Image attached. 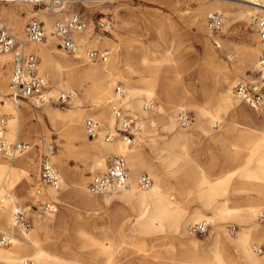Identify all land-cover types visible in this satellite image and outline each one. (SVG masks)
<instances>
[{
  "label": "bare ground",
  "instance_id": "obj_1",
  "mask_svg": "<svg viewBox=\"0 0 264 264\" xmlns=\"http://www.w3.org/2000/svg\"><path fill=\"white\" fill-rule=\"evenodd\" d=\"M33 1L41 2V0ZM42 1H45L44 3L49 1L47 8L55 13L51 16L52 19L60 18L68 11V2L80 0ZM243 1L247 2L244 4L245 7L239 6L233 11L223 9L218 2H212L206 7V10L208 9L206 12L210 10L224 12L228 21L247 18L248 15L252 19L257 14L264 17V0ZM13 10L0 7V26L5 25L3 19L5 22L7 20L6 27L11 28L16 34L24 50L40 57L38 70L48 77L54 75L57 84H52L49 79V94L54 96L62 90L73 92L74 106L68 110H61L47 102L42 103L45 104L43 112L39 114L31 112L32 108L25 105L24 100L13 99L8 95L6 84L11 72L12 54L0 53V98L7 88L5 105L0 110L7 117L6 136L11 141L15 138L27 137L28 135L21 136V132L28 129L30 131L31 125L26 124L28 118L32 117L41 124L47 134L45 144L48 154L60 174L63 186L62 191L49 185L44 186L42 190H45L48 199L62 202L70 196L91 209L97 208L104 202L108 204L113 197L119 198L134 208L136 216L134 225L139 232L159 233L168 228L179 246L177 249L171 246V251L166 257L157 252L149 255L140 246L138 240L127 237L123 226L128 217L122 211L118 214L121 217L117 214L114 216V222L110 227L111 234L101 232L99 239L92 236L88 227L79 226L77 236L81 246L89 247L87 256H82L68 243L63 244L61 248L51 244L49 225L55 221L57 208L45 212L48 220L46 225L38 222L30 230L17 228L14 225L13 213L18 206V200H23L32 194L29 184L33 181L31 169L35 161L32 152H29L31 148L25 153L15 155L11 161L0 158V226L6 228L3 232L9 235L12 243L9 247L0 245V261L3 264H22L26 259H31L32 264H207L209 262L264 264V253L259 254L256 251V244L264 241V227H262L264 224L258 219L259 212L264 209V119L258 122V126L249 125L254 121V115L240 106V99L233 89L236 75L217 59L216 52L209 42L204 43V60L210 67L215 66L218 69L213 78L217 93L211 92L212 88L204 82L203 74L197 72L195 75L197 79L190 76V83L183 78L179 79L183 88L179 89L180 93L177 95V88L175 89L167 74L162 73L160 62L157 61L153 49L145 45L142 52L136 55L134 46L115 42L128 24V21L121 18L118 9L114 8L117 17L115 30H112L114 39L98 38L93 33L91 24L84 31L75 34V41L80 40L82 46H99L101 51L108 48L110 55L105 61L88 59L85 53L88 48L81 49L75 54L80 48L78 44L71 56L60 46L59 49L65 54L58 52L55 41L58 37L54 32L53 23L48 32L44 26L46 40L29 41L25 33L24 19L18 10ZM32 12L28 11L27 14L30 15ZM204 14L205 10L196 11L194 22L199 30L208 31L206 25L204 26ZM161 35L157 31L155 35L157 40ZM224 38H215L219 47L226 44ZM259 40L264 45V41L260 38ZM259 40L254 36L252 41L235 47L238 57L234 66L236 72H242L247 66L256 69L260 50L255 43ZM166 51V60L171 61L174 58L172 51L170 48ZM4 64H7L9 69L7 76L4 74ZM173 72L176 77L182 76L178 70ZM118 81L123 82L124 107L132 114L137 112L142 120V129L135 143L131 145L118 136L111 141H106L103 137V133L107 130L117 135L116 120L111 105L116 98L115 85ZM157 95H162L160 103L151 111L143 110L144 100ZM175 99L180 100L173 103ZM30 100L36 102L34 99L27 101ZM187 104L195 110L196 115L191 128L189 125L179 126L176 118V111ZM86 117H93L101 122V131L95 138L88 137L85 132ZM148 120L158 122L166 134L157 135L156 129H151L147 125ZM47 122L54 130L61 132L60 134L64 135L67 141L74 143L79 140L78 152L85 156L88 154L85 163L90 172L96 169L103 170L108 154H123L130 169L128 186L121 190L103 193L104 200L101 201L99 195L102 194H94L88 190L86 185L88 176L84 174L83 169L73 172L62 152L53 155ZM195 134L220 143L227 159L237 160V165L217 177L210 176L198 161L197 154L190 153V143ZM145 147L149 148L152 155L148 156ZM151 156L159 159V165L152 162ZM142 170L149 173L152 178L149 177L153 179L146 189L138 187L136 183L137 176ZM18 173L23 174L21 180H17ZM173 178L176 179V183H173ZM176 186L183 195L193 193L200 206L195 205L188 210L182 200L173 197L172 193L176 190ZM231 188L247 193L255 192L256 196H247V201L243 203H235L234 201L237 200L230 198L234 196H230L225 201L217 200L219 195L229 192ZM232 201L234 204H230ZM228 215L237 217L242 222L236 238L229 239L223 236L226 228L221 220ZM38 219L41 218L37 216ZM201 220L211 224V235L206 244L189 236V224ZM16 230L18 235L14 234ZM231 249H234L236 255ZM132 258L134 262H131Z\"/></svg>",
  "mask_w": 264,
  "mask_h": 264
},
{
  "label": "rangeland",
  "instance_id": "obj_2",
  "mask_svg": "<svg viewBox=\"0 0 264 264\" xmlns=\"http://www.w3.org/2000/svg\"><path fill=\"white\" fill-rule=\"evenodd\" d=\"M44 2L45 1L42 0L41 2H36L33 0H0V7L18 10V12H20V15L24 19V28L25 24L31 17H36L38 19L43 20L44 26L46 27V31L48 32L52 27L51 23H53L56 19L59 18L53 17L52 19H50L51 16L55 13H52L53 11H50L47 8V3L49 1L47 3ZM212 2L220 3L223 9H228L229 11H233L239 6L245 7L244 4L247 3L243 0H90L87 2H83L80 0L68 2V11L64 13L62 17L74 11L80 12L85 15L88 20V23L91 24L90 27H92L93 33L98 38L111 37L114 39V37L112 36V30H115V23H117V17L115 16L114 8L118 9L117 12L120 16H122L121 18L128 21V24L126 28L122 30L120 36L116 38L115 42H119L124 45L134 46L136 48V55H139L140 52H142L143 47L145 45H148V48L153 49L156 52L155 57L157 61L160 62L159 64L161 65L162 73L164 72L165 74H167V77L170 82L173 84V86H175V89L177 88V95L180 93L179 89L183 88V84L179 81V79L183 78L187 80L186 82L190 83V76L197 79V77H195L197 72L203 74L204 82H206L209 88H212L211 92L216 94L217 90L214 85L213 78L218 72V69L215 66L210 67L205 63L204 43L207 41L209 42V44L213 47L216 52L217 59L223 62L232 74L236 75V82L240 77H244L248 74H253L255 68H253L252 66H247L243 68L242 72L235 71L234 66L237 63L238 58L237 53L235 52V47L242 46L244 43L252 41L254 36H256L258 40L259 37L256 31L255 24L254 22H252L250 15H248L247 18L243 17L238 18L235 21H228L226 14L224 12H221L224 15V24L220 31L211 32L209 29L208 31L199 30L194 22V14L196 11L205 10V26L207 15L211 12H216L215 10H210V12H206L208 11V9L206 10V7L210 6ZM28 11L33 12L29 15L27 14ZM257 16L262 17L260 14H257ZM100 18H111L113 20L115 25L109 33L97 28L96 22ZM3 20L5 25L2 26L6 27L7 20L6 22L5 19ZM223 27H225V29H223ZM9 29L11 30V28ZM157 31L158 34H162V37L160 36L158 40L155 36L157 34ZM11 32L14 34L16 39H18L16 34L12 30ZM217 37H225L224 40L227 41L226 44L222 45V47H219L215 40V38ZM55 41L56 46L58 48V52H60L61 54H65L59 49V45L57 44V38H55ZM18 42L22 43L20 40H18ZM77 44L80 46V48L77 49L75 54H78L81 49L86 50V48H89V46H82V44H80V40L77 42ZM255 45L258 46L260 50V55L264 51V45L260 40L256 42ZM93 48L101 50L99 46H93ZM168 48L171 49V54L174 57L171 61L166 60V50H168ZM106 49L109 50L108 48ZM69 55L71 56L73 54L69 53ZM36 56L39 60L38 63H40V57L38 55ZM3 69L4 74L7 76L9 72V69H7V64H4ZM173 70H178L182 76L176 77V74L173 72ZM41 74L46 75L44 73ZM49 79L52 84H57L54 75H49L48 80ZM161 96H154L157 100V104L160 103V100L162 99L160 98ZM6 97L7 88L4 92V95L0 98V110L4 108ZM179 100L180 99H175L172 102L177 103L179 102ZM23 103L25 105L30 106V109L32 108L31 112L36 114L43 112V108L45 106V104H36L35 102H31V100H24ZM73 104L74 103L72 102V99L70 102L67 103L50 102L51 106L57 107L64 111L74 106ZM240 106L245 107L247 111L251 112V114L254 115V121L249 123V125L258 126V122L264 119L263 114L254 113L250 106L241 100ZM180 110H186L191 114L192 121L189 124L191 128L193 122L196 120L195 110L190 107V104L182 106L176 111V113L178 114ZM135 113L137 115H134L139 116L137 112ZM1 114L3 113L0 112V115ZM156 123L158 125L156 128L157 135L166 134L165 131L161 129L160 124L158 122ZM26 124L31 125L30 131L29 129L27 131L23 130L21 132V136H28L25 138L21 137L19 139L15 138L14 140L29 142L32 144V149L29 151L32 152L31 154L32 157H34L35 161L34 167H32L31 169L33 181L31 182V184H29V186L32 188V194L23 200H18L17 203V205L26 206L27 210L29 211V214L32 216V225L29 228L30 230L36 224H38V222L44 225H46L48 222L45 216L47 214L36 209L37 200L39 199V196L37 197L34 193L36 186H41V189H43L44 187L43 185L39 184V161L42 155L48 154V148L45 144L47 134L43 130L41 124L37 122L36 119H32V117L26 119ZM47 124L48 129L50 131L48 138L53 151V155L56 156L62 152L66 157L68 166L71 168V170H73V172L83 169L84 174L88 176V181L86 183L88 188V183L90 182L92 176L96 173L104 171L105 168L103 170L96 169L94 172H90V169L85 163L86 159L88 158V154H86L85 156L84 154L78 152L79 150L77 146L79 145V140L75 141L74 143H71L67 141L64 135L60 134L61 132L59 133L58 131L54 130L49 122H47ZM145 150L148 156L152 155L149 148L145 147ZM190 153L197 154L198 161L205 168L206 172L212 177H217L221 175L225 170L235 167L237 165V160L227 159L224 148L220 143L207 140L200 134H195L193 136L192 141L190 143ZM109 155L110 154H108L107 157ZM0 158L8 161L12 160V158L3 157L1 154ZM151 160L153 163H155V165H159V159H157L156 157L151 156ZM179 164H181V162ZM142 173L147 172L144 170L140 171L137 178ZM147 174L150 176L149 173ZM16 177H18L17 180H21L23 178V174L18 173ZM172 181L173 183H176V179L173 178ZM60 190H63V186ZM42 192L43 195H46L44 197L48 198L47 194H45V190H42ZM104 195L105 194L99 195L101 201L104 200ZM172 195L174 198L182 200V203L187 206L188 210L192 209L195 205L200 206V202L195 199L193 193H191V195H183V193L180 192L177 186L176 190L172 193ZM247 196L254 197L256 196V194L255 192L247 193L239 189L234 190L231 188L229 192L219 195L217 197V200L225 201L230 197L233 198V200H237L234 201L235 203H243L247 201ZM114 198L115 197L111 198L108 204H105L104 202V204H100L97 208L91 209L87 208L84 203L77 201L74 197L71 198L69 196L66 200L62 202L50 198L51 200L57 203L55 205V208H57L55 221L49 225V227L51 228L50 235L52 237L50 239L51 244L54 245V247L56 248H61L63 244L68 243L71 248L78 250L82 256H87L89 253V247L81 246L79 238L77 236V229L79 228V226L84 225L88 227L91 231L92 236L96 239H99L98 237L101 232L107 233L108 235L111 234L112 230L110 227L114 222V216L116 214L118 215L122 211V213H124L128 217L126 218L125 225L123 226L127 237L135 241L138 240L141 244L140 246L144 248L146 252L149 253V255L157 252L161 256L166 257L171 251V246H175L176 249L178 248V242L176 241L173 233L168 228L167 230L159 233L139 232L134 225V218L136 217L134 208L127 205L119 198ZM234 202L232 201L230 204H234ZM37 216L41 219L37 220ZM119 216L120 215H118V217ZM221 222L222 225L226 228V232L223 234V236H226L229 239L236 238V233L241 229L242 222L237 217L230 215L224 217ZM262 227H264V225H262ZM210 228L211 224L209 223L208 230L205 233L192 234L189 232V236L198 239L203 244H206L208 243V239L211 235ZM5 229L6 228H4L3 226H0V234L3 233ZM14 234L18 235V231L16 230ZM10 245H12V243L1 246L9 247ZM256 245V251L259 252V254H263L264 241L262 243H257ZM231 251L233 252V254L235 253L236 255L234 249H231ZM131 262H134L133 258ZM0 264L3 263L0 261Z\"/></svg>",
  "mask_w": 264,
  "mask_h": 264
},
{
  "label": "built area",
  "instance_id": "obj_3",
  "mask_svg": "<svg viewBox=\"0 0 264 264\" xmlns=\"http://www.w3.org/2000/svg\"><path fill=\"white\" fill-rule=\"evenodd\" d=\"M59 3V2H56ZM259 38L264 41V17L253 16ZM224 23V15L221 12H211L207 15L206 26L211 31H219ZM88 20L80 12L74 11L64 18L56 19L53 22V29L59 41L58 45L66 52L73 54L78 45L75 41V34L84 31L88 26ZM97 28L109 33L114 28L111 18H100L96 22ZM25 33L29 41L40 42L46 37L44 22L36 17H31L25 24ZM0 53H11V72L7 83L8 95L17 100L34 99L37 103L47 102H70L73 92L60 91L57 95L49 94V80L38 70V57L33 52H26L11 31L0 26ZM87 58L90 60L108 59V50H99L89 47ZM234 92L241 101L248 104L257 113L264 114V51L257 59V67L253 74L240 77L233 86ZM116 98L112 102V112L116 120V134L107 130L104 139L111 141L116 136L120 137L128 144L136 141L137 134L142 129L140 117L132 114L129 109L124 107L122 98L125 94L123 83L118 81L115 85ZM35 102V103H36ZM157 104L155 97L146 98L142 104L145 111H151ZM178 125L187 127L192 116L186 110H180L177 114ZM151 129L157 128V123L151 120L146 121ZM102 125L101 122L93 117H86L84 129L88 137L95 138L99 135ZM7 117L0 115V154L3 157L13 158L17 154L25 153L32 148L29 142L14 140L11 141L6 136ZM129 167L123 154L112 153L107 157L104 171L92 176L88 183V190L94 194H103L115 190H121L128 186ZM39 182L43 186L49 185L56 190L62 187V181L58 170L55 168L49 154L42 155L39 161ZM152 179L147 173H142L137 178V185L146 189L151 185ZM35 193L39 196L36 209L41 212L54 211L55 201L45 198L40 186L35 187ZM41 197V198H40ZM14 225L20 229H29L32 225V216L25 206L18 205L13 213ZM258 219L264 224V209L259 212ZM209 222L206 220L197 221L189 224L188 230L192 234H203L208 230ZM11 239L5 232L0 234V245H8ZM22 264H32L31 259H26ZM207 264H217L209 262Z\"/></svg>",
  "mask_w": 264,
  "mask_h": 264
}]
</instances>
